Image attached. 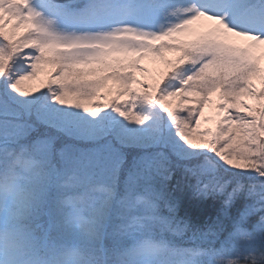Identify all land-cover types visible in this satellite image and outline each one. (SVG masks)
<instances>
[{
	"label": "snow or ice",
	"instance_id": "1",
	"mask_svg": "<svg viewBox=\"0 0 264 264\" xmlns=\"http://www.w3.org/2000/svg\"><path fill=\"white\" fill-rule=\"evenodd\" d=\"M94 2L0 0V264H264V28L233 26L194 4L181 15L171 0L125 5V18L148 27L59 28ZM122 37L147 43L84 50L86 41ZM209 111L214 129L202 127ZM53 133L99 147L58 148ZM129 146L150 149L143 167L165 178L177 163L195 196L214 198L213 215L193 223L155 192L114 204L92 173ZM50 200L53 218L34 222Z\"/></svg>",
	"mask_w": 264,
	"mask_h": 264
},
{
	"label": "rangeland",
	"instance_id": "2",
	"mask_svg": "<svg viewBox=\"0 0 264 264\" xmlns=\"http://www.w3.org/2000/svg\"><path fill=\"white\" fill-rule=\"evenodd\" d=\"M207 0H196L194 5L198 9L201 7L198 3L206 2ZM219 1V0H218ZM251 0H230L226 14L224 15L228 22L233 26L257 30L259 28H264V24L255 23L254 20H258L260 17H264V5L257 6L251 11L250 5L247 3ZM133 0H95L94 4L90 8V12L87 16L82 18H60L58 26L62 31L69 33H81V32H95L103 33L112 31L115 29L118 23H134L138 27H148L150 25L146 24L141 18L138 17H127L123 16V10L126 4L132 3ZM39 4L40 0H36ZM193 4L190 0H171L170 7L173 11L181 12L184 8H189ZM253 13V14H252ZM182 15V12H181ZM179 17H177L178 19ZM194 36L188 37L192 39ZM146 41H140L133 38H97L95 40L85 42V51L89 53H95L103 50V46L112 45L113 50L120 47H130V48H140L146 45ZM149 66L152 65L153 61L149 60ZM191 67V65H189ZM35 83H39L38 81ZM170 83L176 84L175 80H170ZM259 83V82H257ZM251 102V101H250ZM151 108L145 105L143 111L152 117V120L156 122V115L150 110ZM209 120L207 123L202 124L203 128H213L215 127V114L211 111L208 112ZM158 125L162 126L166 132L167 138L178 153L191 154L189 150L184 148L178 139L174 136L173 131L167 124V120L161 114L157 115ZM53 135H59L60 140L57 146L58 148L66 144L65 140L68 139L69 142H83L74 141L63 134L53 133ZM88 143V147L85 149L97 148L96 144L91 142ZM70 145V144H68ZM97 146V147H96ZM150 151V149H144L136 146H129L120 149L119 155L122 157L120 159L115 154L109 155L107 160L106 170L101 172L96 170L92 173L91 183L92 185L99 189L102 187H110L113 192V203L115 204L119 200L126 196H142L148 192L163 193L165 186L168 184L170 178L176 171L183 170L177 163L173 164V171L169 178H165L164 175L160 174L158 166H154L153 169H146L143 167L142 157L145 152ZM102 155H108L107 153H102ZM198 160H204V156L197 158ZM176 170V171H174ZM223 171L222 168L218 169ZM54 205L51 200L48 204L40 208L33 217L34 222L47 225L49 220L54 216ZM66 241L71 243L75 239V235L69 233L65 237Z\"/></svg>",
	"mask_w": 264,
	"mask_h": 264
},
{
	"label": "trees",
	"instance_id": "3",
	"mask_svg": "<svg viewBox=\"0 0 264 264\" xmlns=\"http://www.w3.org/2000/svg\"><path fill=\"white\" fill-rule=\"evenodd\" d=\"M168 58L174 59V54H168ZM150 110L153 115H156V122H158L157 115L160 113L152 108ZM76 146L84 148L89 145L86 142H76ZM183 180V170L180 169V171H176L175 174L172 175V178L164 188V194L168 197L174 198L180 203L182 209V211L179 212L180 215H184V212L186 211L187 218L191 222L203 224L213 215L216 201L211 196L203 198L195 196L188 184L186 182L182 183Z\"/></svg>",
	"mask_w": 264,
	"mask_h": 264
}]
</instances>
